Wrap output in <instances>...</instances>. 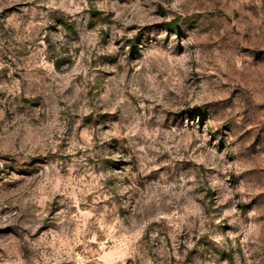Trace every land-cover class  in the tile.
<instances>
[{
	"label": "rangeland",
	"instance_id": "obj_1",
	"mask_svg": "<svg viewBox=\"0 0 264 264\" xmlns=\"http://www.w3.org/2000/svg\"><path fill=\"white\" fill-rule=\"evenodd\" d=\"M0 264H264V0H0Z\"/></svg>",
	"mask_w": 264,
	"mask_h": 264
}]
</instances>
